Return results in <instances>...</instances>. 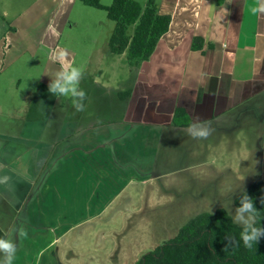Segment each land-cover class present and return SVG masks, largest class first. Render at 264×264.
<instances>
[{"label": "crops", "instance_id": "crops-1", "mask_svg": "<svg viewBox=\"0 0 264 264\" xmlns=\"http://www.w3.org/2000/svg\"><path fill=\"white\" fill-rule=\"evenodd\" d=\"M158 1L172 21L154 53L131 64L101 48L80 83L83 110L52 96L32 118L34 99L0 114V226L17 245L12 264H133L197 214L234 216L241 191L264 179L257 0ZM60 37L28 41L49 47L57 71L60 51L68 65L76 56ZM105 59L126 77L100 67ZM178 107L188 122H174ZM197 119L213 130L207 139L188 134Z\"/></svg>", "mask_w": 264, "mask_h": 264}, {"label": "trees", "instance_id": "trees-1", "mask_svg": "<svg viewBox=\"0 0 264 264\" xmlns=\"http://www.w3.org/2000/svg\"><path fill=\"white\" fill-rule=\"evenodd\" d=\"M85 4L106 9L108 16L115 21L113 32L108 42V53L127 52L131 64H139L148 60L154 53L159 40L169 30L172 21L170 13L160 11L158 0H147L143 5L139 0H114L109 6L101 0H82ZM135 29L130 33V27ZM204 38L195 36L194 49H202ZM46 83H40L36 96L29 109L28 117H34L40 107L51 104L52 94ZM131 90L121 92L127 98ZM55 97V96H53ZM181 117L188 122L186 112L178 107L174 122ZM245 191L253 198L258 209L257 226L264 227V179L254 181ZM241 195V194H240ZM236 205L239 206V197ZM242 226L236 224L233 216L226 208L215 212H202L191 217L178 233L144 252L133 264H264V237L257 245L245 247L240 241L238 246L226 247L227 237L233 236L239 241ZM7 234L0 226V238Z\"/></svg>", "mask_w": 264, "mask_h": 264}, {"label": "rangeland", "instance_id": "rangeland-1", "mask_svg": "<svg viewBox=\"0 0 264 264\" xmlns=\"http://www.w3.org/2000/svg\"><path fill=\"white\" fill-rule=\"evenodd\" d=\"M101 1L109 6L114 0ZM139 1L145 5L147 0ZM114 26L115 21L106 9L87 5L82 0H0V114L10 115L27 99L30 103L44 77L49 81L57 72L55 64L49 61V47L28 42L34 40L32 37L61 34L59 45L76 52L70 66L83 69L85 74L90 65L91 70L96 68L91 59L97 58L101 48L107 46ZM134 29L135 25L131 26L130 33ZM112 63L105 59L100 67L117 71L125 78L127 73L122 63ZM68 101L65 97L63 105L67 106ZM45 254L42 253L43 257ZM32 264H38L37 260Z\"/></svg>", "mask_w": 264, "mask_h": 264}, {"label": "clouds", "instance_id": "clouds-1", "mask_svg": "<svg viewBox=\"0 0 264 264\" xmlns=\"http://www.w3.org/2000/svg\"><path fill=\"white\" fill-rule=\"evenodd\" d=\"M231 2V0H230ZM253 15L264 13V0H257V5L251 8ZM66 51H60L54 59L60 63L61 67L54 77H52L48 91L55 97H66L71 101L72 106L77 110H83V101L86 98V91L80 87L81 80L84 76L83 69L70 66L64 63ZM211 127L201 123L199 119L189 125L187 132L194 139H207L212 134ZM261 204H264V198H261ZM258 209L253 201V198L242 190L239 197V206L235 208L233 220L236 224L242 226V231L239 234V241L233 237H227V245H237L240 241L245 247L251 248L254 244L257 245L259 240L264 237V227L257 226ZM18 237L23 238L26 233L23 228L17 229ZM17 245L11 240L0 238V253L3 258L0 259V264H12Z\"/></svg>", "mask_w": 264, "mask_h": 264}]
</instances>
